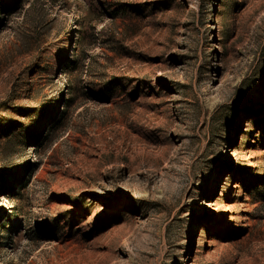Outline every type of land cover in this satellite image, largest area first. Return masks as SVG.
Wrapping results in <instances>:
<instances>
[{
  "label": "rangeland",
  "instance_id": "obj_1",
  "mask_svg": "<svg viewBox=\"0 0 264 264\" xmlns=\"http://www.w3.org/2000/svg\"><path fill=\"white\" fill-rule=\"evenodd\" d=\"M4 4L0 264H264V0Z\"/></svg>",
  "mask_w": 264,
  "mask_h": 264
},
{
  "label": "trees",
  "instance_id": "obj_2",
  "mask_svg": "<svg viewBox=\"0 0 264 264\" xmlns=\"http://www.w3.org/2000/svg\"><path fill=\"white\" fill-rule=\"evenodd\" d=\"M0 5L2 6H5L4 4V0H0ZM65 54H63V56L60 57V61H65L66 60V57L64 56ZM67 63L65 64V67L64 68H68L69 66H71L72 68H74L75 70H78L80 68V61L77 60V59H73V60H68L66 61ZM106 93V92H104ZM96 97L98 98H105L107 99L108 96L106 94H103V96H100V95H95ZM52 106H49V108H47L46 110L44 111H41L40 113H37L36 116L40 119L43 120V115L45 116H49L50 115V118H48V120L46 121L45 124L42 125L41 127V130L39 131V133L36 134V131L33 129V127H29V126H25L21 123H16V122H13L11 123L10 125L8 124H5V123H2L0 124V131L2 132H5V133H8L7 137H8V140L11 141L13 140L15 143H19L20 141V137L24 135V138H25V142H37L39 137L44 134L45 132H49L50 130H52L58 123V118L54 117L55 116V113L52 114ZM52 114V115H51Z\"/></svg>",
  "mask_w": 264,
  "mask_h": 264
}]
</instances>
